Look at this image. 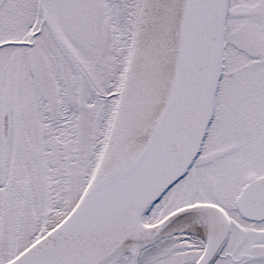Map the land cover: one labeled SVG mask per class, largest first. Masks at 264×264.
Segmentation results:
<instances>
[{"label": "snow or ice", "instance_id": "1", "mask_svg": "<svg viewBox=\"0 0 264 264\" xmlns=\"http://www.w3.org/2000/svg\"><path fill=\"white\" fill-rule=\"evenodd\" d=\"M0 264H264V0H0Z\"/></svg>", "mask_w": 264, "mask_h": 264}]
</instances>
